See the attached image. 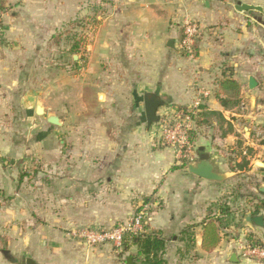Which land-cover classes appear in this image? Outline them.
<instances>
[{
    "label": "crops",
    "instance_id": "obj_1",
    "mask_svg": "<svg viewBox=\"0 0 264 264\" xmlns=\"http://www.w3.org/2000/svg\"><path fill=\"white\" fill-rule=\"evenodd\" d=\"M221 1L0 0V241L10 256L0 250V264H128V258L140 264L133 259L136 246L122 253L92 248L68 232L110 228L141 211L147 215L143 234L160 232L166 241L167 264H264V258L244 260L237 251L247 234L264 243V228L243 222L257 201L244 215L231 208L235 221L223 227L217 248L203 250L201 224L217 215L224 181L191 175L158 127L171 110L189 108L200 97L205 111L224 119L201 118L194 132V144L211 155L217 171L227 178L246 173L236 166L248 149L249 171L260 163L264 13L236 7L264 6ZM185 15L203 27L193 59L179 50ZM81 21L95 25L82 56L71 53L73 41L67 51L60 48L59 37L66 25ZM68 51L73 68L66 65ZM86 68L89 86L81 79ZM227 78L241 85L244 108L225 110L217 100ZM146 94L165 102L150 130ZM55 101L61 108H52ZM52 114L61 126L48 123ZM263 177L264 169L261 185ZM234 254L238 262L231 261Z\"/></svg>",
    "mask_w": 264,
    "mask_h": 264
},
{
    "label": "built area",
    "instance_id": "obj_2",
    "mask_svg": "<svg viewBox=\"0 0 264 264\" xmlns=\"http://www.w3.org/2000/svg\"><path fill=\"white\" fill-rule=\"evenodd\" d=\"M210 2L212 0H203ZM4 11L0 8V42L4 37ZM182 39L179 50L189 58H195L196 46L202 33V25L189 15L182 20ZM201 106V98L189 108L171 110L159 122L160 137L164 145L171 148L177 161H193L195 157V144L192 141L193 132L196 129V118ZM241 107H245L244 104ZM147 215L144 212L134 214L129 221L114 225L106 229L81 227L71 230L68 236L88 247L111 246L117 252L125 251L128 237H138L144 232V224ZM237 251L244 260H256L264 258V249L251 248L247 241H241L237 245Z\"/></svg>",
    "mask_w": 264,
    "mask_h": 264
},
{
    "label": "trees",
    "instance_id": "obj_3",
    "mask_svg": "<svg viewBox=\"0 0 264 264\" xmlns=\"http://www.w3.org/2000/svg\"><path fill=\"white\" fill-rule=\"evenodd\" d=\"M1 8V6H0ZM2 9V8H1ZM72 28L77 29V23H71ZM87 40H83V37H78L73 40V45L71 48V53L74 55H79L81 48L85 49L87 46ZM58 43V42H57ZM198 46H196L197 53ZM82 60V58L80 59ZM79 62H76V64ZM241 85L233 78H227L220 82L219 89L216 93V98L220 105L225 110H231L235 107L241 106ZM199 112L197 114L196 123L197 126L201 123V118L204 117H218L220 122H224L222 115L218 112H207L204 107H199ZM195 133L193 132L192 141H195ZM239 147L242 145V141L237 143ZM248 155H253V151L248 149V152L244 157H242L241 162L236 166L239 171H249L250 161L247 159ZM189 161H184L183 167L186 168ZM234 172L235 167H230ZM264 182V177H263ZM263 196L256 205H254V215H259L261 211H264V194L259 193ZM218 213L214 217L207 218L201 225L203 227L202 236V248L206 252H212L220 243V232L223 227L221 224L227 222V225L232 224L235 221V217L231 211V208L226 204L217 205ZM191 236H189L190 238ZM246 241L251 248H261L264 249V243L258 239L254 234H247ZM136 246L138 248V255L133 257L134 260L140 262V264H167L164 258L166 250V241L162 237L160 232H152L150 234H142L138 237H128L125 248L128 250L130 247Z\"/></svg>",
    "mask_w": 264,
    "mask_h": 264
},
{
    "label": "rangeland",
    "instance_id": "obj_4",
    "mask_svg": "<svg viewBox=\"0 0 264 264\" xmlns=\"http://www.w3.org/2000/svg\"><path fill=\"white\" fill-rule=\"evenodd\" d=\"M247 1H252L258 5L260 4L264 6V0H247ZM221 2H223V0ZM77 24H78L77 29L70 27V25H66L64 31H62V33L59 36L61 37V41H62L60 48L65 49V51L70 49L69 47L71 46V42L80 36L83 37V40H87L86 41L87 46L85 48L89 49L91 33H93L95 25L88 24L85 21L78 22ZM55 42L56 41L54 39V44ZM66 53L68 54L66 65L69 68H73L75 62L71 58L72 55L71 53H69V51ZM82 54L83 52L81 53V56ZM87 71L88 69L86 68V70L83 72L84 76H82L81 74V79L83 83L89 86V77L87 76L88 75ZM56 101H60V100H56ZM56 101L54 102L53 105H51L54 110H57L62 106L61 102L58 103ZM97 112H99V109L95 110V113ZM158 127L160 128V125ZM195 148H196L195 154L197 156L198 148L196 147V145ZM194 160L195 159H193V161ZM256 161L264 164V154L261 156V158H257ZM262 169H264V167L261 166L260 164H253L252 171H246V173L237 175L232 178L228 177L226 181L221 183L223 187V196L220 197L219 201H217L216 204L218 205L220 202L222 204H226L235 211H239L240 215H244L246 212L250 211V209L253 206L252 203L255 204V201H257L258 203L262 199L258 191L259 186L262 184L261 183ZM227 224H228L227 222H223L221 224V227L226 228L228 226ZM4 248L5 247L2 245V242L0 241V250H5Z\"/></svg>",
    "mask_w": 264,
    "mask_h": 264
},
{
    "label": "water",
    "instance_id": "obj_5",
    "mask_svg": "<svg viewBox=\"0 0 264 264\" xmlns=\"http://www.w3.org/2000/svg\"><path fill=\"white\" fill-rule=\"evenodd\" d=\"M236 10L238 12H248L256 11L259 13H264V10L260 6L247 5L238 2ZM169 47L175 49L173 41L169 43ZM78 58L75 57V61ZM257 87V82L253 77L249 79V89L254 90ZM165 105V102L158 96L153 94H146L144 96V109L146 117V125L150 130L151 127L159 122V117L157 115L158 110ZM37 115L42 116L45 114L43 108L39 106L36 111ZM48 123L59 127L61 126L60 118L56 115L48 116ZM199 159L198 161L188 163L187 170L191 175H194L200 179L210 181V182H223L227 179V176L217 171L215 164L211 159V155L205 151L203 147L199 148ZM261 166L262 163H259ZM259 193L264 194V185H260L258 188ZM243 222L250 227L264 228V216H254L252 213H248L244 216ZM3 255L10 259L9 251L3 250ZM232 262H238L236 254L232 256ZM128 264H133L132 258L127 259ZM23 264H35L31 259L26 260Z\"/></svg>",
    "mask_w": 264,
    "mask_h": 264
}]
</instances>
